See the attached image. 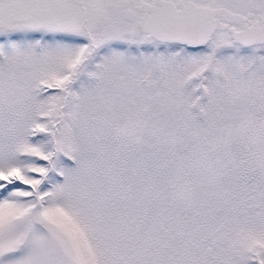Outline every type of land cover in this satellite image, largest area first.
<instances>
[{
    "label": "snow or ice",
    "instance_id": "1",
    "mask_svg": "<svg viewBox=\"0 0 264 264\" xmlns=\"http://www.w3.org/2000/svg\"><path fill=\"white\" fill-rule=\"evenodd\" d=\"M0 264H264V0H0Z\"/></svg>",
    "mask_w": 264,
    "mask_h": 264
}]
</instances>
